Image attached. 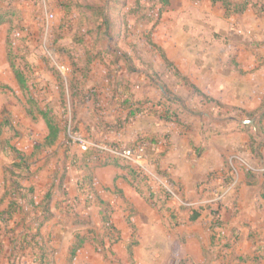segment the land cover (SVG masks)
Segmentation results:
<instances>
[{
	"label": "crops",
	"instance_id": "obj_1",
	"mask_svg": "<svg viewBox=\"0 0 264 264\" xmlns=\"http://www.w3.org/2000/svg\"><path fill=\"white\" fill-rule=\"evenodd\" d=\"M232 1L246 2L247 6L240 13L226 16L222 1H186L188 9L196 8L195 16H187V19L197 21L201 28L197 32L191 31L186 38L170 35L167 39L164 34L163 48L182 78L224 104L227 111L232 109L247 117L245 119H254V126L231 115L223 130L214 132L211 124L217 121L216 115L210 110L193 112L186 106H180L181 113L175 112L178 120L166 119L167 109L172 108L167 104L171 101L168 99L170 93L159 86L163 98H156L154 83L141 87L140 82L130 79V76L118 80L116 94L118 97L131 95L139 105L142 101L141 110L122 106V98H90L88 102L91 100L93 112L89 116L90 121L75 114L76 129L88 133L86 128L89 127L96 141L118 142L127 146L145 143L147 151L157 157L158 168L177 184L182 198L196 205L190 207L180 205L174 199H164L152 184H138L124 165L102 164L93 160L89 162L88 171L91 193L98 202L95 200L94 204H88L90 207L83 210L82 215H87L86 220L95 226L79 227L74 222L75 214L71 216L67 207L66 210L63 208L64 203L56 200L61 196L57 190L58 182L52 180L48 186L53 188H46L40 197L36 196L38 188L31 183L29 187L34 186L36 192L33 206H37L36 209L28 214L25 211L24 218L17 211L8 222L0 219L1 264L13 256V243L7 231L19 222L21 233L29 227L31 231L38 232L37 239L50 253V264H63L65 252L51 239L55 238L56 242L61 233L68 234L62 243L58 241L69 259L68 251L77 234L87 236L93 228L99 231L96 225L102 226L100 208L104 203L113 205L111 221L119 237L111 245L114 264H170L169 255L175 243L180 247L178 264H264L263 257H253L255 239L252 236L264 226V174L251 172L238 164L236 185L217 207L220 225L213 226L209 208H200L197 218L191 219L192 208L200 206L201 201L212 197L216 190L232 179L228 172L232 154L240 153L253 163L264 164V117L260 118L264 110V10L257 11V6L260 7L264 0ZM235 24L251 27L259 45L253 46L246 37L237 35ZM189 40L191 42H187ZM177 52L181 54L176 55ZM182 53L187 57L189 54L200 58L189 65ZM222 88H226L227 98L221 96ZM94 120L97 123L94 124ZM47 134L48 127L42 138L31 144V153L36 145L42 144ZM62 135L61 130L57 141L46 148H57L63 143ZM73 146L75 150L79 148ZM10 176V172L7 176L4 174V181ZM4 181L0 191V215L8 211L15 199L7 192L10 187H5ZM49 191L50 198L46 202L45 194ZM76 194L82 196L79 192ZM62 223H68L67 227ZM48 229L50 239L44 237ZM53 250L55 262L51 257ZM78 254L88 257L83 264L89 259L103 257L95 253V244L91 240L84 243ZM19 256L28 264H38L31 253H20ZM14 257L18 256L15 254Z\"/></svg>",
	"mask_w": 264,
	"mask_h": 264
},
{
	"label": "rangeland",
	"instance_id": "obj_2",
	"mask_svg": "<svg viewBox=\"0 0 264 264\" xmlns=\"http://www.w3.org/2000/svg\"><path fill=\"white\" fill-rule=\"evenodd\" d=\"M186 1L190 0H168L167 3L164 0H0V21H4L0 24V191L4 174L7 176L8 172H13L14 177L10 176L9 180L6 177L5 187L9 186L13 191L12 181H15L21 183L28 193L30 184L34 183L38 190L37 193L34 190L33 195L36 193L38 197L46 192V188L50 189L48 184L53 180L58 182L57 190L61 195L56 200L64 203L65 210L66 207L74 209L73 215L70 213L76 216L74 222L79 227L93 225L82 211L98 200L92 195L91 186H80V179L89 175L88 166L82 161L74 165L67 157L69 154L81 155L82 152L80 148L74 149L69 130L80 129H76L75 114L90 121L89 116L93 114L91 100L88 102L90 98H119L116 86L118 80L126 76L140 82L141 87L154 83L156 98H163L159 86L166 89L170 93L169 98L173 99L167 103L173 112L181 113L180 106H186L193 112L210 110L217 117V121L211 124V131L223 130L231 115L239 120L247 118L238 111H227L224 104L187 82L173 61L167 58L163 48L165 37L183 35L186 38L191 31L197 32L201 28L197 21L187 19V16H195L196 8L188 9ZM108 25L114 26L112 35L106 34L111 27ZM234 29L253 46L259 43L251 27L235 24ZM108 49L114 54L108 53ZM262 49L264 52V45ZM180 54L177 52L176 55ZM183 57L189 65L200 58L189 54ZM15 68L26 77V89L19 84ZM220 94L227 98L226 88H222ZM40 108L49 112V116L59 124L63 143L57 148L38 144L31 153V144L39 141L47 129L39 113ZM83 124L87 127L86 122ZM86 130L88 133H83L95 140L90 128ZM21 152L33 171H21L14 165ZM63 174L66 176L63 183L65 194L59 189L58 181ZM135 179L138 184H148L142 176ZM9 181L10 185H7ZM16 201L27 214L37 207L27 204L22 198ZM100 214L103 219V214ZM67 224L62 223V226ZM96 226L103 230L102 226ZM46 231L44 237L50 239L49 229ZM110 232L118 235L116 227ZM67 236V233H61L56 242L55 238L51 239L65 252L63 264H83L88 257L78 254L81 248L74 254L70 248L68 259L66 250L60 247L58 240L64 241ZM254 239L256 248L260 239ZM93 243L95 253L103 257L99 256L100 260L89 259L86 264H105L102 258L108 260L107 264L116 263L111 253V237L108 236L104 243ZM179 256L180 247L175 243L169 255L170 264H178ZM51 257L55 262L54 250ZM4 264L28 262L20 256H9Z\"/></svg>",
	"mask_w": 264,
	"mask_h": 264
},
{
	"label": "trees",
	"instance_id": "obj_3",
	"mask_svg": "<svg viewBox=\"0 0 264 264\" xmlns=\"http://www.w3.org/2000/svg\"><path fill=\"white\" fill-rule=\"evenodd\" d=\"M165 3L168 2V0H164ZM213 2H217V1H222L223 5L225 7V15L226 16H231L235 13H240L242 12L246 6L247 3L243 2V3H237L234 2L232 0H212ZM264 10V3H261L260 7L257 6V11H263ZM4 21H0V23H2ZM111 26V25H108ZM114 26L110 27V30L106 32V34H111L112 35V31L111 29H113ZM108 53L110 54H114L112 50H107ZM15 74L16 77L18 78V82L21 85V87L23 88H27L28 84L26 81V77L24 76L23 72L19 69L15 68ZM168 95V94H166ZM119 98H122L121 100V105L122 106H134L136 109V111L141 110V102L140 101V105H139V101L138 102H134L132 100V96H123L121 95V97L119 96ZM170 100H173L172 98H169ZM40 115L43 117V119L45 120V123L48 127V134L45 137L44 141L42 142V146L43 147H47V146H51L53 145L59 136V132L61 130L60 126L58 123H56L53 118L51 116H49V112L44 111L40 108L39 110ZM264 117V111H262L260 118ZM166 119H173V120H178L179 117L177 116V114H175V112H173L170 108L167 109V113L165 116ZM135 145V144H132ZM14 146V145H13ZM130 146V145H129ZM37 147V145L35 146V148ZM35 150V149H34ZM68 159L71 161V163H73L74 165H78V163L80 161L84 162V165L88 166L89 162L93 161V160H99L102 164H115V165H124L126 166L131 173L133 174L134 178L137 176H142V173L137 171L136 169H134L129 163H127L126 161H124L122 158L119 157H113V156H103L101 155L98 151H95L93 149L87 150V151H82V155H68L67 156ZM14 165L16 167H19L20 170L22 171V169L25 170H29L30 169V164L27 161V158L25 156L24 153L21 152V154H19V161L14 163ZM89 168V167H88ZM30 171V170H29ZM11 174V178L12 176L14 177L13 172H10ZM65 174L62 175V177H59V189L65 194V188L63 187V183H64V179L66 176H64ZM16 176V175H15ZM84 177V178H83ZM80 180H81V187H85L86 184H88L89 186L91 185V175H87V176H83ZM141 179V178H140ZM12 185H13V191L9 190L7 192L11 193L15 199L12 201V203L9 206V209L7 212H5V214H1V220L2 221H6L8 222V220L15 214V212H20L22 213V217L24 218L26 212L24 207L20 204H18V202L16 201L17 198H22L26 201L27 204H31L33 206H35V194L34 190L35 187L31 186L28 190V193H26L27 190H24L22 187V184H18V182L12 181ZM19 189V190H18ZM49 194H45V198L46 202L49 200L50 198V191L48 192ZM161 196H163V198H167L164 194H162V192H159ZM164 198V199H165ZM45 203V202H44ZM43 203V204H44ZM48 204V203H45ZM19 206V207H16ZM200 208H209L211 210L212 213V217H213V226H217L220 225V217L216 218V215L219 214V210L218 208H215L212 205H200L198 207L192 208V215H191V219H195L197 218V216L199 215V209ZM69 213H72L74 211V209L72 207L67 208ZM112 211L113 209L111 208L110 203H104L102 204V207L100 208V212L103 214V219H102V227L103 230H96V229H90L89 230V234L87 236L85 235H81V234H77L76 235V241L72 246V253L74 254V252H76L79 248H81L84 243L88 240H91L93 242L96 243H104L105 239H107V237H111L112 242L115 243L116 241H118L119 237L114 236L113 234H111L110 230L114 229L115 230V225L113 224V222L111 221V215H112ZM77 215V214H76ZM20 223V222H19ZM18 223L17 226H15V228L8 230L7 231V235L11 237V242L13 243L12 247V253L13 254H18V256L20 255V253H31L33 254V256L36 258L37 263L38 264H50V253L49 251L46 250V248L44 247V245L40 244L39 240L37 239L38 236V232L37 231H31L30 227L27 229H25V231H23L22 233L19 231V226L20 224ZM253 237L255 238H259V239H263L264 238V232L262 230H256V232H254L252 234ZM14 256V255H13ZM253 257L255 259L264 258V245H261L258 243V245L255 248V252Z\"/></svg>",
	"mask_w": 264,
	"mask_h": 264
},
{
	"label": "built area",
	"instance_id": "obj_4",
	"mask_svg": "<svg viewBox=\"0 0 264 264\" xmlns=\"http://www.w3.org/2000/svg\"><path fill=\"white\" fill-rule=\"evenodd\" d=\"M69 139L72 144L77 145L82 151L93 149L103 156H113L122 158L129 163L134 169L142 173L146 182L155 186L158 192H162L167 198L174 199L180 205L195 206L196 203L186 201L182 198L177 184L165 172L158 169L157 157L147 151L145 143L135 145H121L118 142H103L92 140L89 136L79 130H69ZM238 164L247 170L264 174V164H256L240 153H234L229 158L228 172L233 176L231 180L224 183L216 190L212 197L201 201L200 205H212L215 208L225 200V197L232 191L237 182ZM219 218V215H216ZM257 230L264 232V226ZM264 245V238L258 241ZM258 245V244H257Z\"/></svg>",
	"mask_w": 264,
	"mask_h": 264
},
{
	"label": "water",
	"instance_id": "obj_5",
	"mask_svg": "<svg viewBox=\"0 0 264 264\" xmlns=\"http://www.w3.org/2000/svg\"><path fill=\"white\" fill-rule=\"evenodd\" d=\"M244 124H251L254 126L255 124V120L254 119H244V120H241Z\"/></svg>",
	"mask_w": 264,
	"mask_h": 264
}]
</instances>
